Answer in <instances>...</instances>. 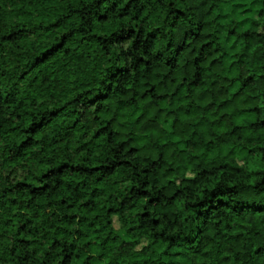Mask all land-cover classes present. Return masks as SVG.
<instances>
[{"label":"trees","instance_id":"trees-1","mask_svg":"<svg viewBox=\"0 0 264 264\" xmlns=\"http://www.w3.org/2000/svg\"><path fill=\"white\" fill-rule=\"evenodd\" d=\"M0 264H264V0H0Z\"/></svg>","mask_w":264,"mask_h":264},{"label":"rangeland","instance_id":"rangeland-1","mask_svg":"<svg viewBox=\"0 0 264 264\" xmlns=\"http://www.w3.org/2000/svg\"><path fill=\"white\" fill-rule=\"evenodd\" d=\"M113 223H114L115 226H118V222H117V219L115 217L113 219Z\"/></svg>","mask_w":264,"mask_h":264}]
</instances>
